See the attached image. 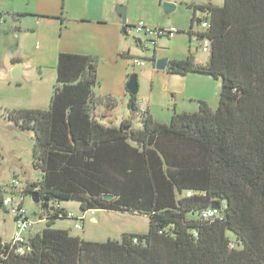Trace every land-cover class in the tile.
I'll use <instances>...</instances> for the list:
<instances>
[{
    "label": "trees",
    "instance_id": "obj_1",
    "mask_svg": "<svg viewBox=\"0 0 264 264\" xmlns=\"http://www.w3.org/2000/svg\"><path fill=\"white\" fill-rule=\"evenodd\" d=\"M195 9L209 24L198 33L209 42L207 59L199 63L190 53L170 60L166 71L219 77L215 109L198 100L196 111L172 108L165 124L126 90L128 117L104 126L95 116L98 104H108L93 94L97 59L59 53L48 107L9 111L21 130L34 133L32 163L41 179L27 190L36 191L47 226L30 230L25 255L0 238V264H264V0ZM66 200L83 212L146 215L148 230L120 241L72 236L50 226L66 216L49 208ZM212 203L222 219L201 218Z\"/></svg>",
    "mask_w": 264,
    "mask_h": 264
},
{
    "label": "crops",
    "instance_id": "obj_2",
    "mask_svg": "<svg viewBox=\"0 0 264 264\" xmlns=\"http://www.w3.org/2000/svg\"><path fill=\"white\" fill-rule=\"evenodd\" d=\"M164 2L175 5L172 11L177 12L179 9L176 0H139L138 9L130 0H0V74L1 71L10 73L6 68V59H9L13 63L12 67L17 64L21 66V75L24 70L28 72L37 68L39 63L40 67H48V72L53 73L56 78L59 53L90 55L98 61L94 96L108 103L110 109L113 103L115 106L118 103L125 106L127 112L125 111L123 118L129 115L125 86L127 75L132 72H136L138 81V106L141 111H148L156 121H159V109L170 117L172 108L178 112L196 111L194 109H198V100L205 101L209 107L215 109L221 88L219 77L195 72L175 74L166 71V68L155 69V60L166 58L169 62L184 59L191 53L194 38L200 40L199 32L187 30L186 24L177 22L173 13L165 17L167 14L163 11ZM200 5L206 4L195 2L192 17H195V10H198L195 7ZM118 6L122 7L123 13L117 11ZM139 10L142 13L136 17L134 12ZM146 10L148 15L145 14ZM187 17L188 15H185L186 19ZM198 19L200 18H196V22ZM139 21L152 28L173 27L176 32L171 38H158L150 56L149 53H138L135 56L136 50L143 51L145 48L143 39L142 36L133 38L127 31ZM133 40H136V43ZM32 41H36L33 48V54L36 56L34 61H29L25 47L31 45ZM135 57H151L154 60L151 59V66L144 64L137 66L135 70ZM47 61L49 64H46ZM196 61L203 63L199 59ZM43 73L40 68V78ZM146 83H149L147 90ZM141 90L143 94L139 96ZM145 91H148V94H145ZM192 102L196 105L190 106ZM189 107H192V110H188ZM96 220L95 216L89 218L92 223Z\"/></svg>",
    "mask_w": 264,
    "mask_h": 264
},
{
    "label": "rangeland",
    "instance_id": "obj_3",
    "mask_svg": "<svg viewBox=\"0 0 264 264\" xmlns=\"http://www.w3.org/2000/svg\"><path fill=\"white\" fill-rule=\"evenodd\" d=\"M134 7L137 8L139 0H130ZM143 1V0H141ZM148 2L149 0H144ZM173 1V0H171ZM179 9L177 12L171 11L166 13L168 15L173 13V17L177 22L186 24L187 30L192 29L195 32L204 31L201 23L196 22V18L202 19L204 12L195 10V17H192L193 6L195 2H204L214 6L222 5L223 0H176ZM122 5V4H121ZM124 6V5H123ZM141 10L134 12L138 17L141 15ZM165 13V12H164ZM139 14V15H138ZM148 15V10L145 11ZM185 15H188L187 19ZM140 22V21H139ZM191 23V28H190ZM14 30V26L12 27ZM129 36L133 38H140L142 36V44L145 47L141 52L135 51V56L138 53L149 56L152 53L153 45L147 40L148 37L141 33L136 32L133 28H128ZM18 34L21 35V32ZM140 36V37H139ZM136 40H133L134 43ZM36 41H32L31 45L25 47L26 54L29 56V61H34L33 48ZM137 44H135V48ZM202 41L194 38L191 45V54L194 59H199L205 62L207 59V52L201 49ZM137 49V48H136ZM149 59L135 57L134 60L144 61L145 65L151 66V57ZM5 57L2 58V62ZM46 64H49L47 61ZM37 68L32 71L24 70V73L19 77H11L10 73L1 71L0 74V193L3 196L13 194L20 198L27 216L33 222L32 231L40 232L47 226V222L39 221L40 216L46 217L44 210L40 203H35L32 199V193L27 190V186L32 182H37L41 179V172L39 169L34 168L32 163V147L34 144V133L31 130H21L12 120L9 119L8 113L10 110L16 109H46L50 97L53 92V85L55 78L53 73H49L48 67H40L39 63ZM40 68L43 70V75L40 78ZM137 70V66L135 68ZM132 72V71H131ZM135 73L136 72H132ZM138 83V81H137ZM149 83H146V90ZM143 91L139 93L142 96ZM148 94V91H145ZM192 102L190 106H195ZM189 107L188 110H192ZM197 107H195L194 110ZM127 112L125 106L118 103L114 108L109 109L104 104H98L95 108V116L99 123L104 126H119L121 119ZM192 112V111H191ZM157 119L159 122L168 124L170 117L165 114V111L159 109L157 111ZM133 125L136 129L142 128L140 121V114L136 113L133 119ZM15 182V188L12 189L11 182ZM33 192H36L33 190ZM38 197V195H37ZM224 200H220V206L224 205ZM61 209L73 213L76 218L59 217L54 219L50 225L52 228L65 229L72 236H79L85 240L103 242L108 239L120 241L124 233L127 234H143L146 233L149 227V218L146 215L131 213V212H118L111 210H96L92 214L87 212L84 219H79L83 213L79 208V204L74 200L61 201L59 203ZM51 208V207H50ZM218 208V206H217ZM95 216L97 219L95 223L89 221V218ZM13 230V222L10 214L0 207V238L2 242H7L11 239ZM228 237L235 241L234 234L230 231L227 232Z\"/></svg>",
    "mask_w": 264,
    "mask_h": 264
},
{
    "label": "built area",
    "instance_id": "obj_4",
    "mask_svg": "<svg viewBox=\"0 0 264 264\" xmlns=\"http://www.w3.org/2000/svg\"><path fill=\"white\" fill-rule=\"evenodd\" d=\"M201 26L203 27L204 31L208 28L209 24L207 20L200 21ZM133 29L136 32L143 33L148 37V41L153 46L155 45V41L163 36L166 37H173L176 30L173 27H167V28H152L147 27L144 25L142 21L136 23L133 26ZM200 39L202 41L201 49L203 52H207L209 48V42L204 36H200ZM133 64L141 67L144 65L143 61L140 60H133ZM12 189L15 188V182H11ZM0 207L6 211L8 214H10L13 222V230L11 233V239L6 243L9 249H11L14 253L18 255H25L29 250L31 249L28 240V234L31 233L30 230L33 226V222L29 219V217L26 214V211L23 207L22 201L20 198H17L15 195L10 194L3 196L2 193H0ZM55 208H60L59 203H56L55 205L51 206L49 210L52 212L55 210ZM87 212H91V214L94 212V210H89L86 212H83L79 219H84ZM60 215V214H59ZM65 216L67 218H76L73 213L69 211H65ZM200 216L204 220H214L216 218L222 219L223 213L219 210V208H204L200 210ZM45 218H42L40 216L39 221H45ZM134 242L137 241L136 238L133 239Z\"/></svg>",
    "mask_w": 264,
    "mask_h": 264
},
{
    "label": "water",
    "instance_id": "obj_5",
    "mask_svg": "<svg viewBox=\"0 0 264 264\" xmlns=\"http://www.w3.org/2000/svg\"><path fill=\"white\" fill-rule=\"evenodd\" d=\"M175 8V5L171 2H164L163 3V11L165 13H169L170 11H172L173 9ZM117 11L118 12H122L123 13V9L121 6H118L117 7ZM123 20H125V17H123ZM200 20L198 19V22ZM6 62L8 63V65L6 64V68L10 71V75L11 77H19L21 75V66L19 64L17 65H14L12 67V61L9 60V59H6ZM167 59L166 58H160V59H157L155 60L154 62V66H155V69L157 70H163L166 68L167 66ZM126 90L128 91L129 94L131 95H135L137 94V91H138V83H137V76L135 73L131 74L128 78V81L126 82ZM105 198L109 199L110 196H105ZM32 199L35 203H38L39 202V198L37 197V193L36 192H33L32 193ZM217 204L216 203H212L210 205L211 208H217ZM28 237H29V240H28V243L31 247V243H32V234L29 233L28 234Z\"/></svg>",
    "mask_w": 264,
    "mask_h": 264
}]
</instances>
